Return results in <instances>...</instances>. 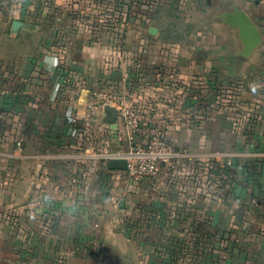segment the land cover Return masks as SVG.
<instances>
[{"label": "crops", "instance_id": "1", "mask_svg": "<svg viewBox=\"0 0 264 264\" xmlns=\"http://www.w3.org/2000/svg\"><path fill=\"white\" fill-rule=\"evenodd\" d=\"M194 5L198 29L185 39L167 13ZM232 7L0 1V110L13 109L14 120L2 116L23 128L0 135V264H167L188 248L200 254L190 264H264V123L231 109L200 113L201 96H225L231 82L244 110H264V0L241 7L262 35L248 55L224 22ZM122 103L150 111L182 154L156 178L109 167L129 146L118 112L110 121L106 109ZM75 114L79 128L68 132ZM208 158L229 165L206 188L191 165ZM221 176L227 188L214 187ZM186 222L193 230L183 233Z\"/></svg>", "mask_w": 264, "mask_h": 264}, {"label": "rangeland", "instance_id": "2", "mask_svg": "<svg viewBox=\"0 0 264 264\" xmlns=\"http://www.w3.org/2000/svg\"><path fill=\"white\" fill-rule=\"evenodd\" d=\"M254 1L255 0H214V9H215V11H220L224 7L226 8L229 6L232 7L233 5H237L239 7H243L246 10H248L249 12H251V10L253 9ZM108 7L111 9L109 2H108ZM199 8H200V6H198V5H194L192 7H186V9L189 10V14L184 9H183L184 10L183 13L176 14V15H175V13H169L168 12L167 13L168 23H173V24L180 23V24H182V26H183L182 37H184L185 39H190L191 37H193L194 33L196 34V30L198 29L197 25L199 22V20H198L199 19V13H198ZM108 19H109V21H111V17L110 18L108 17ZM116 32L118 34L119 31H116ZM121 32L122 31H120V33ZM120 33L118 34V36L115 35V38L122 39ZM108 36H109V34H108ZM118 47H119V45L115 44L114 49H117ZM139 84H140V82H139ZM233 84H235V83H233V82L230 83L231 92L225 93V96L222 95L223 94L222 92L221 93L217 92L216 94L209 92L207 95H205L207 99L205 98V96H201L202 97L201 100L205 101L203 103V109L204 110L206 109L205 111L203 110L200 112L201 115H203V116L205 115L207 118L209 116L219 115V114L223 113V111L228 112V109H231V110H235L236 112H240L241 115L243 113H245L247 123H251L254 120H258L257 116H259V119L261 120V122L264 123V110L262 111V113L259 111V109L258 110L257 109L256 110H249L246 108V110H244L242 107L243 104H240L238 102V94L236 93V91H238V90H237V88L234 87ZM218 89L221 90L220 88H218ZM207 100H210V101H208V103H207ZM262 101H264V96L262 98ZM137 104H139V103H137ZM204 105H208L209 109H207ZM213 105H215V106H213ZM154 112H156V111H154ZM3 114L8 116L10 119L14 120L15 111L13 109H10V110L7 109L5 111L0 110V120H3V123L2 122H0V123L4 124V125L0 124V135L4 134V132H5L4 128H6V130L12 131L11 136H13L14 138H18L19 135H18L17 131L23 130L22 125L21 124H18V126H17V124L15 125L14 121H9L8 117L5 118L2 116ZM102 121H103V119H102ZM248 128H250L249 124H248ZM58 144L61 145V142H59ZM18 146H19V143H18ZM110 146H113V145L111 144ZM225 165H229V164H225L222 161L216 162L215 160H211L210 158L205 159V160L194 161V164L191 166L200 167L199 170H200L201 174L196 175L197 179H199V182L196 181V178H195V180L193 179V182L198 183L197 185L202 184L204 187L208 188L209 186H211L213 184L214 177L218 176L217 175L218 173H222L221 169L224 168ZM241 166L245 167L246 165L241 164ZM211 172L212 173L215 172L216 174L214 173V175H210L209 173H211ZM234 174H235L234 172H231L229 174L227 173L226 176H227V178H230V181H232ZM222 178H221L222 181L218 180L217 182H215V184H216L214 186L215 188L216 187L222 188L223 185H225V188H227L226 184L229 183L230 181H228L227 178H223V179ZM220 192H222V191H220ZM195 209H197V208L195 207V208H192L190 210L185 209L184 215H186L187 218H191L192 216H194L193 214L195 213ZM125 212L126 211H124V213ZM191 230H193L192 225L189 222L184 223V225L182 227V232L188 233ZM185 242H187L188 244H192L193 239H189L188 241H183L182 243H185ZM249 242L250 243H248V244L252 245V243L255 242V239H250ZM195 249L198 250V248H196V247H195ZM188 250H189L188 253H185L183 255H178V254L175 255L174 253L167 254L166 255L168 258L167 264H174L175 261L178 262L180 260L181 256H182V262L184 264H190L192 262L191 260L196 262V258H199L200 254L199 253H190L191 250L189 248H188Z\"/></svg>", "mask_w": 264, "mask_h": 264}, {"label": "built area", "instance_id": "3", "mask_svg": "<svg viewBox=\"0 0 264 264\" xmlns=\"http://www.w3.org/2000/svg\"><path fill=\"white\" fill-rule=\"evenodd\" d=\"M117 112L129 146L124 153L115 154L112 158L126 160V168L122 171L130 180L155 177L163 167L182 155L167 139L161 126L152 125V113L146 108L122 103L117 107ZM78 125V116L70 115L67 131L71 132Z\"/></svg>", "mask_w": 264, "mask_h": 264}, {"label": "water", "instance_id": "4", "mask_svg": "<svg viewBox=\"0 0 264 264\" xmlns=\"http://www.w3.org/2000/svg\"><path fill=\"white\" fill-rule=\"evenodd\" d=\"M223 16L225 23L237 29V33L243 43V54H250L262 41L261 32L253 19L244 9L237 5H233L232 11L226 12ZM106 109L109 115L108 120H113L117 113L116 108L108 106ZM108 164L110 168H126V160L124 158H112Z\"/></svg>", "mask_w": 264, "mask_h": 264}, {"label": "trees", "instance_id": "5", "mask_svg": "<svg viewBox=\"0 0 264 264\" xmlns=\"http://www.w3.org/2000/svg\"><path fill=\"white\" fill-rule=\"evenodd\" d=\"M79 128V125L78 126H76L74 129H78Z\"/></svg>", "mask_w": 264, "mask_h": 264}]
</instances>
